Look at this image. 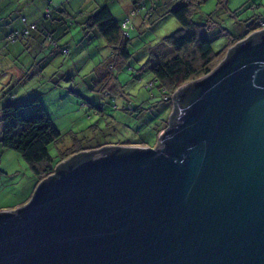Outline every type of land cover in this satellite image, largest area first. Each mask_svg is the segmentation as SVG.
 <instances>
[{
	"label": "water",
	"instance_id": "water-1",
	"mask_svg": "<svg viewBox=\"0 0 264 264\" xmlns=\"http://www.w3.org/2000/svg\"><path fill=\"white\" fill-rule=\"evenodd\" d=\"M252 41L186 85L155 148L93 149L1 212L0 264H264V35Z\"/></svg>",
	"mask_w": 264,
	"mask_h": 264
},
{
	"label": "rangeland",
	"instance_id": "rangeland-1",
	"mask_svg": "<svg viewBox=\"0 0 264 264\" xmlns=\"http://www.w3.org/2000/svg\"><path fill=\"white\" fill-rule=\"evenodd\" d=\"M133 1L0 0V109L13 100L39 98L60 132L48 146L55 161L66 149L83 145L155 148L157 132L168 123L172 100H164L149 70L139 69L148 60L161 63L173 55L160 41L179 28L169 13L178 0H155L154 7L153 0L146 1L133 20L128 65L120 70L107 67L108 46L96 29L85 26L90 10L106 5L120 21ZM219 1L203 0L194 15L196 22H205L210 14L218 23L205 33L215 50L238 37L250 18L264 15V0H224L225 8L217 6ZM22 17L36 29L9 43L7 36L21 29ZM47 34L69 53L54 50ZM35 186L36 178L21 155L0 144V213L24 205Z\"/></svg>",
	"mask_w": 264,
	"mask_h": 264
},
{
	"label": "trees",
	"instance_id": "trees-1",
	"mask_svg": "<svg viewBox=\"0 0 264 264\" xmlns=\"http://www.w3.org/2000/svg\"><path fill=\"white\" fill-rule=\"evenodd\" d=\"M146 1H133L128 13L120 21L113 17L106 5L90 10L86 14L85 26L90 30L96 29L109 48L110 54L106 59L109 69L120 70L128 65L131 56L128 45L135 29L133 20L144 11ZM202 3L203 0H178L169 13L176 20L179 28L160 41L173 49V55L161 63L152 64L151 60H148L139 69L140 71L149 70L152 73L158 88L163 91L164 100L170 101L173 96L170 122L166 123V128L164 127L163 130L177 126L185 115L179 105V98L187 88V84L196 82L210 73L223 59L230 57L235 46L250 39L255 42L264 35V29L259 26V20L264 19V15H257L250 18L251 21L246 25L244 24V30L238 37L232 38L221 49L215 50L205 33L212 30L218 23L210 14L207 15L205 22L199 23L194 20V15ZM152 5L155 6V0L152 1ZM217 6L225 8L224 0L219 1ZM45 17L50 16L47 13ZM21 23V31H12L7 36L9 43H14L19 37L28 35L31 30L36 29L35 23H28L24 17ZM124 23H126L125 26ZM68 25L72 26L73 22ZM45 38L54 50L62 54L69 53L67 47L60 45L51 34L45 35ZM0 110L2 124L0 144L3 148L15 150L21 155L36 178L35 188L49 183L60 172L67 171L94 156V148L84 145L66 149L60 153L56 161L50 156L48 146L58 140L60 132L53 125L42 101L37 97L25 101L13 100L4 104ZM161 131L160 129L157 134ZM99 149L102 152L111 149L118 155L132 151L130 148L120 146Z\"/></svg>",
	"mask_w": 264,
	"mask_h": 264
},
{
	"label": "built area",
	"instance_id": "built-area-1",
	"mask_svg": "<svg viewBox=\"0 0 264 264\" xmlns=\"http://www.w3.org/2000/svg\"><path fill=\"white\" fill-rule=\"evenodd\" d=\"M126 23H124L123 25L125 26ZM259 26L262 27L264 29V19L259 20ZM33 26H31L32 28Z\"/></svg>",
	"mask_w": 264,
	"mask_h": 264
},
{
	"label": "crops",
	"instance_id": "crops-1",
	"mask_svg": "<svg viewBox=\"0 0 264 264\" xmlns=\"http://www.w3.org/2000/svg\"><path fill=\"white\" fill-rule=\"evenodd\" d=\"M14 67L16 68V66H15V65H13L12 69H13ZM15 70H16V72H18V73H19V69H18V68H17V69H15Z\"/></svg>",
	"mask_w": 264,
	"mask_h": 264
},
{
	"label": "flooded vegetation",
	"instance_id": "flooded-vegetation-1",
	"mask_svg": "<svg viewBox=\"0 0 264 264\" xmlns=\"http://www.w3.org/2000/svg\"><path fill=\"white\" fill-rule=\"evenodd\" d=\"M251 41L253 40V39H250ZM253 42V41H252Z\"/></svg>",
	"mask_w": 264,
	"mask_h": 264
}]
</instances>
